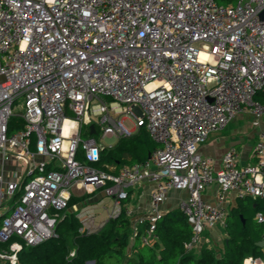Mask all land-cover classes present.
<instances>
[{"label": "built area", "instance_id": "built-area-1", "mask_svg": "<svg viewBox=\"0 0 264 264\" xmlns=\"http://www.w3.org/2000/svg\"><path fill=\"white\" fill-rule=\"evenodd\" d=\"M238 114L253 126L264 120V0H0V262L15 263L21 242L56 237L74 190L102 189L109 218L141 182L153 184L150 214L133 221L132 235L142 225L140 241L151 244L167 192L186 190L178 207L192 251L204 231L225 226L224 207L203 199L206 186L216 183L221 200L264 199V128L253 163L240 166L233 146L219 165L198 153ZM96 124L99 140L81 135ZM142 126L158 143L146 160L96 166L103 138ZM9 161L23 169L6 176ZM71 209L81 233L103 224L95 227L92 208ZM255 219L264 225L263 212Z\"/></svg>", "mask_w": 264, "mask_h": 264}, {"label": "trees", "instance_id": "trees-1", "mask_svg": "<svg viewBox=\"0 0 264 264\" xmlns=\"http://www.w3.org/2000/svg\"><path fill=\"white\" fill-rule=\"evenodd\" d=\"M215 1L226 5L237 0ZM83 129L81 135L88 137L90 129ZM157 146L142 126L130 135L118 137L115 144L105 145L96 166L115 172L121 166L146 160ZM85 197L86 194L70 196V211L55 224L56 237L33 246L21 242L16 262L6 260L0 264H243L246 256L260 257L264 261V249L255 244L264 236V225L255 219L257 212L264 213L262 198L238 199L226 215V235L221 249L202 247L194 253L184 248V242L191 235V226L179 207L161 214L154 224L153 242L145 245L140 241L144 232L142 225H138L137 233L132 235V221L123 201L116 217L107 218L95 231L79 232L82 224L71 206ZM7 246L8 243H0V248Z\"/></svg>", "mask_w": 264, "mask_h": 264}, {"label": "crops", "instance_id": "crops-1", "mask_svg": "<svg viewBox=\"0 0 264 264\" xmlns=\"http://www.w3.org/2000/svg\"><path fill=\"white\" fill-rule=\"evenodd\" d=\"M90 126V125H89ZM94 126V125H93ZM226 127V126H225ZM220 131L211 132L206 140L198 146V153L202 156L210 157L214 160L216 165H219L221 156L223 152L230 146H233L237 149L239 153V165L243 166L249 163L254 162L253 157V145L257 139L258 132L261 128H264V120H262L260 126H253L255 129H241L239 134V139H232L231 136H226L224 129ZM88 129H90L88 127ZM137 130V129H136ZM136 130H133L134 133ZM91 131V130H90ZM96 133L94 127V133ZM88 137H92L93 134L89 132ZM95 138V137H94ZM118 137H115V141L108 146L115 144ZM96 139V138H95ZM98 140V139H97ZM240 144V145H239ZM107 146V145H106ZM23 169V166L20 167L15 165V163L9 161L6 162L3 166V173L6 176H10L11 170ZM111 171V170H108ZM114 172V171H113ZM153 188V184L149 182H141L134 187L128 190V198L124 204L126 213L131 218L132 224L133 221L139 217H144L150 214L149 207V192ZM218 185L216 183H211L204 189L202 196L205 201L212 205H219L224 207L226 210V215L232 207L236 206L237 198L233 195L232 192H226L223 195V199L218 198ZM86 197L82 200L77 201L75 204L79 209L83 208H92L96 212V221L99 216L104 214V219L102 223L107 219V215L110 207L107 200L112 199L104 195L102 189L93 191L90 194L82 193L81 191L74 190L72 196H82ZM187 197V191L182 189H170L167 192L166 198L161 202L160 212L164 213L168 209L178 207V204ZM130 200V202H128ZM112 203V202H111ZM101 213V214H100ZM225 215V218H226ZM224 227L221 224L216 225L214 229L206 230L201 235L200 241L196 247L193 248L194 253H198L200 248L207 247L211 249L218 248L221 249L224 238L225 231Z\"/></svg>", "mask_w": 264, "mask_h": 264}, {"label": "rangeland", "instance_id": "rangeland-1", "mask_svg": "<svg viewBox=\"0 0 264 264\" xmlns=\"http://www.w3.org/2000/svg\"><path fill=\"white\" fill-rule=\"evenodd\" d=\"M251 119L252 118L249 115H247V114H238V115L234 116L227 123V125H226V127H225L223 132H225L226 136H231V138L233 140L234 139H239L240 137H239L238 133L240 132L241 129H243V130L244 129H251L252 130V129L256 128V127L254 128L253 125L251 124ZM123 125L128 130L133 129V124L131 123L130 119H128V118H124L123 119ZM95 127H96V133L93 134L92 137H95L96 139L99 140V136H100L99 127H98L97 124L95 125ZM114 141H115V137H113V136L105 137V138L102 139V143L104 145H107V146L110 145L111 143H113ZM17 165L20 167L19 163ZM126 200H123V202H126ZM107 202L109 203L108 207H110L112 205L111 204L112 201L111 200H107ZM128 202H130V200ZM103 219H104V214L102 216H99V218L97 219L99 222L95 221L96 222L95 227H97V225L101 224ZM219 250H220V248H218V251ZM220 253L218 252V254H220Z\"/></svg>", "mask_w": 264, "mask_h": 264}, {"label": "water", "instance_id": "water-1", "mask_svg": "<svg viewBox=\"0 0 264 264\" xmlns=\"http://www.w3.org/2000/svg\"><path fill=\"white\" fill-rule=\"evenodd\" d=\"M89 128H90V130H91L90 133L93 134V133H94V126H93V125H90ZM255 244H256L258 247L264 249V236H263L262 239L256 241Z\"/></svg>", "mask_w": 264, "mask_h": 264}, {"label": "bare ground", "instance_id": "bare-ground-1", "mask_svg": "<svg viewBox=\"0 0 264 264\" xmlns=\"http://www.w3.org/2000/svg\"><path fill=\"white\" fill-rule=\"evenodd\" d=\"M69 125H70V121L65 120L64 123H63V130H64V132L67 131V128H68Z\"/></svg>", "mask_w": 264, "mask_h": 264}]
</instances>
